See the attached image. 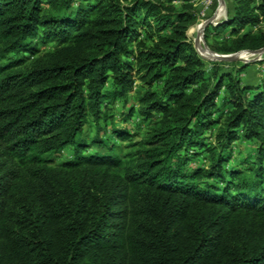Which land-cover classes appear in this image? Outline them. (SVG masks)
I'll use <instances>...</instances> for the list:
<instances>
[{
  "label": "trees",
  "instance_id": "trees-1",
  "mask_svg": "<svg viewBox=\"0 0 264 264\" xmlns=\"http://www.w3.org/2000/svg\"><path fill=\"white\" fill-rule=\"evenodd\" d=\"M175 1L0 0V264H264V79ZM232 1L206 38L263 49L264 1Z\"/></svg>",
  "mask_w": 264,
  "mask_h": 264
},
{
  "label": "rangeland",
  "instance_id": "rangeland-1",
  "mask_svg": "<svg viewBox=\"0 0 264 264\" xmlns=\"http://www.w3.org/2000/svg\"><path fill=\"white\" fill-rule=\"evenodd\" d=\"M256 3H261L264 0H254ZM182 0H176V5H181ZM189 3H192L194 9L192 15L194 17L193 21L189 25L187 35L189 40L193 42L197 52L206 60H217L223 62L221 64L222 71H233L241 66L242 63H247L249 66L240 73V78L244 84H260L261 80L264 79V53H250V52H231L224 53L219 50L220 47L224 45L223 40L228 39L232 36L231 30H227L222 35H212L209 39L205 36L206 28L211 25H217L227 19L234 12V5L232 0H190ZM205 23H208L204 28ZM257 31V26H246L243 29L244 31ZM198 44V45H197ZM49 47H52L50 45ZM48 47V48H49ZM42 49H48L47 47L41 46ZM207 52L215 53L219 56H236V60L228 61L221 60L215 57H211ZM233 62L235 64H233ZM257 62V63H255ZM134 100L133 94L130 95V103ZM121 100L116 102V109H121ZM131 126L134 129L140 130V133L145 131L146 126L139 125L137 120L131 121ZM209 135V132L207 133ZM209 142V138H206ZM258 143L255 140H248L243 137H240L231 148V161L229 162V167H237L245 169L249 162L254 160V155L257 151ZM200 155L193 159L189 165L192 168L198 166H206V157L208 152L205 150H200ZM72 155L70 149L65 150L61 156L56 157V163H61L65 158H68Z\"/></svg>",
  "mask_w": 264,
  "mask_h": 264
},
{
  "label": "water",
  "instance_id": "water-1",
  "mask_svg": "<svg viewBox=\"0 0 264 264\" xmlns=\"http://www.w3.org/2000/svg\"><path fill=\"white\" fill-rule=\"evenodd\" d=\"M207 24L208 23H205V25L203 27V30L207 26ZM205 52L208 53L211 57H215V58H218V59H221V60L233 61V60H236L237 59L235 55L225 57V56H219V55H217L215 53H211V52H207V51H205ZM244 52H250V53H255V54L256 53H264V48L263 49H260V50H257V51H244Z\"/></svg>",
  "mask_w": 264,
  "mask_h": 264
}]
</instances>
